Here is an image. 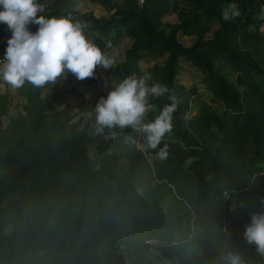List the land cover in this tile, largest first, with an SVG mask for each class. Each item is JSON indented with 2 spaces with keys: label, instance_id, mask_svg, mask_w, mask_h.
I'll use <instances>...</instances> for the list:
<instances>
[{
  "label": "trees",
  "instance_id": "trees-1",
  "mask_svg": "<svg viewBox=\"0 0 264 264\" xmlns=\"http://www.w3.org/2000/svg\"><path fill=\"white\" fill-rule=\"evenodd\" d=\"M86 1L111 15L81 10L79 0H41L42 14L89 22L88 35L104 50L131 39L111 76L118 82L147 72L149 83L169 87L179 103L160 145L168 156L142 150L143 136L131 129L92 134L94 107L107 96L98 67L94 78L72 89L55 85L46 96V86L26 83L19 90L26 103L6 129L1 96L0 264H214L228 250L245 264H264L242 239L250 212L264 202V0ZM231 3L242 15L225 21ZM180 35L196 40L185 46ZM153 55L166 56L163 65L144 70L141 61ZM182 60L201 70L210 94L193 116L199 88L177 80ZM77 91L79 103L52 111ZM171 102L154 100L149 119ZM82 114L84 126L74 122Z\"/></svg>",
  "mask_w": 264,
  "mask_h": 264
},
{
  "label": "clouds",
  "instance_id": "clouds-1",
  "mask_svg": "<svg viewBox=\"0 0 264 264\" xmlns=\"http://www.w3.org/2000/svg\"><path fill=\"white\" fill-rule=\"evenodd\" d=\"M44 11L45 4L41 0H0V23L7 24L12 31L5 56L0 60L3 85L12 90L26 83L43 88L66 79L69 73L83 81L94 78L98 66L108 70L118 65L116 54L102 49L89 37V22L72 14L45 16ZM241 15L236 3L222 10L225 21ZM31 24L38 25L35 32L30 30ZM152 79L146 72L140 77L132 75L113 81L107 96H101L94 107L95 132L102 135L106 129H131L143 136L144 144L139 145L142 150L159 148L158 156L165 159L168 146L160 145L173 131L179 102L174 95L168 96L170 89L166 84L149 83ZM166 96L172 102L164 104L155 118L149 119L157 108L153 101ZM224 195L227 197L228 193ZM250 216L242 239L264 255V202L262 208L251 211ZM214 264H245V261L239 252L228 250L221 253Z\"/></svg>",
  "mask_w": 264,
  "mask_h": 264
},
{
  "label": "rangeland",
  "instance_id": "rangeland-1",
  "mask_svg": "<svg viewBox=\"0 0 264 264\" xmlns=\"http://www.w3.org/2000/svg\"><path fill=\"white\" fill-rule=\"evenodd\" d=\"M251 1L256 2V0H251ZM77 6L81 10H92L97 16L102 17V18H106L111 15V12L105 10L102 6L98 4H94V3H88L86 0H79ZM260 15H261V19H264V5L262 6V11ZM170 19L173 20L174 17H171ZM261 31L264 33V21L262 22V25H261ZM89 37L92 39L91 36ZM2 39L3 37L0 38V48L2 45ZM180 40L185 46H191L194 44L196 37L180 35ZM131 43H132L131 39L125 38L116 47L112 48L111 50H106V51L112 54H116L117 63H118L125 59L126 50L128 47H130ZM165 59H166V56L153 55V56L143 59L140 64L144 70H147L151 68L155 63H159L160 65H163ZM181 64H182V69L179 75L177 76V80L179 82L186 84L187 86L194 85V86H198L199 88V93L194 98V101L192 103V111L190 115L193 116L199 112L201 102L204 100H208L210 98V94L204 89V86L201 84V80L203 76L201 70L198 69L191 62H188L186 60H182ZM113 68L105 70L102 67L98 66L100 78H102L103 80L102 88L104 92H106V94H108V92L112 89L113 81L115 82V80L111 76V70H113ZM137 77H140V76H137ZM83 83H84L83 81L77 80L75 75L69 73L66 79H62L58 81L56 84L46 85V87L42 90V96H46V94L49 91L51 93H55V90L53 89V86L55 85H59L63 89H72L77 84H83ZM0 84H3V83L0 82ZM0 90H2V92L0 91V99L2 98L1 96H5L6 99L8 100V113L3 118V128L6 129L10 122V119L12 117L18 116V112L21 110V104L26 103V98L20 93L19 90H21V88L12 90L5 85V88L4 86L3 87L0 86ZM81 99H82V93L80 91H77L74 93H67L62 98L56 101V103L54 104L52 108V111L60 110L68 103H79ZM214 106L218 110V112H222L224 109V106L222 103H217ZM87 120H88V115L82 114L76 117L74 119V122L80 121L81 126H84ZM91 132L92 134H96L95 123L91 126ZM122 132L123 130H120V129L114 130L113 128V129H106L104 134L105 133L106 134H112V133L120 134ZM150 254H154V252L151 251ZM157 264H161V262H157Z\"/></svg>",
  "mask_w": 264,
  "mask_h": 264
},
{
  "label": "built area",
  "instance_id": "built-area-1",
  "mask_svg": "<svg viewBox=\"0 0 264 264\" xmlns=\"http://www.w3.org/2000/svg\"><path fill=\"white\" fill-rule=\"evenodd\" d=\"M3 31H4V34H3V39H2V45L0 48V60H2L4 58L6 48H7L8 39L12 36V31L9 29L7 24L4 25ZM153 241L156 242L157 239H153Z\"/></svg>",
  "mask_w": 264,
  "mask_h": 264
},
{
  "label": "crops",
  "instance_id": "crops-1",
  "mask_svg": "<svg viewBox=\"0 0 264 264\" xmlns=\"http://www.w3.org/2000/svg\"><path fill=\"white\" fill-rule=\"evenodd\" d=\"M88 3H91V2H89V1H87ZM95 4V3H94ZM0 86L1 87H3L4 86V88H5V85H3V84H0ZM1 89H3V88H1ZM1 92H2V90H0Z\"/></svg>",
  "mask_w": 264,
  "mask_h": 264
}]
</instances>
